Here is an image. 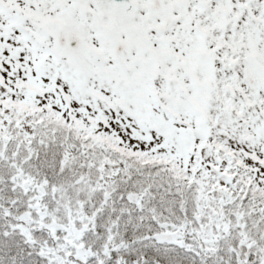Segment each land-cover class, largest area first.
Wrapping results in <instances>:
<instances>
[{
  "label": "snow or ice",
  "instance_id": "1",
  "mask_svg": "<svg viewBox=\"0 0 264 264\" xmlns=\"http://www.w3.org/2000/svg\"><path fill=\"white\" fill-rule=\"evenodd\" d=\"M0 264H264V0H0Z\"/></svg>",
  "mask_w": 264,
  "mask_h": 264
}]
</instances>
